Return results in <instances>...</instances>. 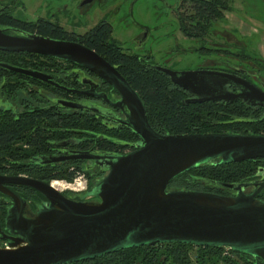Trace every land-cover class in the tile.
<instances>
[{
    "label": "flooded vegetation",
    "instance_id": "flooded-vegetation-1",
    "mask_svg": "<svg viewBox=\"0 0 264 264\" xmlns=\"http://www.w3.org/2000/svg\"><path fill=\"white\" fill-rule=\"evenodd\" d=\"M201 1L211 3L218 12L215 18H181L188 10H195L193 5ZM242 3L248 5L247 1ZM139 4V0H79L74 7L60 4L50 14L52 17H39L36 20L15 17L14 6L5 4L0 7V30L12 37L39 35L77 42L96 52L114 66L137 92L144 103L150 126L161 134H264V129L258 128L264 127V54L260 51L261 41L252 46L251 39L244 42L238 37L240 31L237 28L224 26L222 13H219L222 12L223 4L218 0H176L170 10L176 22L175 31L180 36H175L178 42L170 45V40L164 42L160 36L157 37L154 26L149 27L140 21L145 9ZM93 8L105 10L111 19H102L89 29L80 31L74 17H87ZM137 8H141V12L136 11ZM188 15L191 13L188 12ZM6 18L18 19L23 24L17 25L6 21ZM41 21L56 26V29L60 28V34L31 29L32 24ZM100 23H107L111 28L106 45L113 52L107 48L106 54H103L97 51L98 47L91 46L89 33ZM195 25H198L200 35L187 34V27ZM250 35L251 31L245 36ZM229 53L231 61L220 57ZM120 55L122 61L118 60ZM180 55L182 57H178ZM125 58L134 60L140 70L158 75L163 80L164 90L175 99L174 105H177L172 113L185 118L183 123L187 125L182 132L176 133L152 125L150 118L153 116H150L142 94L123 73V66L129 67L126 61L123 62ZM183 59L191 60V66H181ZM0 62L33 70L44 76V80H40L0 67V175L36 178L60 191L54 186L57 178L48 177L78 169L87 178V191L108 172L109 168L103 164L102 157L127 154L137 149L140 137L127 125L133 119L131 108L123 102L115 88L87 67L46 54L1 49ZM162 68L177 74L185 71L211 72L204 73L211 83H208L205 92L198 93L196 90L201 88L200 85L174 83ZM226 75L234 76L236 81L229 82ZM224 96L228 98H210ZM156 122L162 124L165 121ZM72 155L81 158H65ZM241 162L254 166L247 167L248 170L238 180L225 183H244L240 192L252 193L259 189L255 197L263 196L264 157ZM3 186L29 202V211L26 207L23 211L25 216H32L30 212L36 211L39 205L47 201L31 187L9 183ZM219 190L210 192L236 195L239 191L226 188ZM61 192L74 200L95 197L89 195L82 198V193L69 190ZM11 203L5 190H0L1 246L7 241L3 238L7 233L4 218ZM240 257L247 259L250 264H264L262 259L252 255Z\"/></svg>",
    "mask_w": 264,
    "mask_h": 264
},
{
    "label": "water",
    "instance_id": "water-1",
    "mask_svg": "<svg viewBox=\"0 0 264 264\" xmlns=\"http://www.w3.org/2000/svg\"><path fill=\"white\" fill-rule=\"evenodd\" d=\"M0 49L46 54L87 67L121 94L133 114L127 125L140 137L135 151L102 157L108 172L82 193V198L94 195L97 202L68 198L36 178L0 175V190L12 200L4 218L7 241L0 246V264H68L132 247L174 242L229 248L264 261V201L255 197L259 189L242 193L244 183L215 180L210 182L239 191L223 195L168 189L172 179L192 167L264 157V134L164 135L150 126L144 103L129 82L88 47L39 35L12 37L0 30ZM0 67L44 80L43 74L33 70L1 62ZM162 70L174 83L200 85L195 89L198 93L211 83L204 75L211 72ZM225 78L235 80L230 75ZM4 183L31 187L47 201L32 216H25V201Z\"/></svg>",
    "mask_w": 264,
    "mask_h": 264
},
{
    "label": "trees",
    "instance_id": "trees-1",
    "mask_svg": "<svg viewBox=\"0 0 264 264\" xmlns=\"http://www.w3.org/2000/svg\"><path fill=\"white\" fill-rule=\"evenodd\" d=\"M218 1L223 5H225L227 2V0ZM193 6L195 10H188L191 15H188V12L186 11L187 14H184L181 17L183 20H210L215 18L218 14V12L216 13L215 9H213V7L211 6V3L207 1L196 2V4ZM6 21H12L17 25L23 24L20 20L14 18H6ZM31 29L37 30L41 33L60 34V28L56 29V26L44 21H41L37 24H32ZM188 29H190L191 31ZM186 30L187 34L200 35L198 33V25H195V27L188 26ZM110 32L111 28L107 23L98 24L89 33V38L92 39L91 46L98 47L97 51L103 54H106L107 48L112 51V48L106 45V41L109 38ZM120 57L121 58L118 60L122 61L123 58L121 55ZM125 61L126 64L129 65V67L123 66V73L127 76L131 85L142 94L143 99L147 104L149 114L150 116H153L150 118L152 125L159 129H171L176 133L182 132L187 125L183 123L185 118L182 115L172 113L174 109L176 110L177 105H174L175 99L169 97V93L164 90L163 80L158 75L149 74L140 70V67L134 60H123V62ZM157 120H162L165 122L162 124H158V122H156ZM240 164L241 163L222 164L219 162L204 163L180 173L178 176L171 180L168 187L173 186L175 187V189L218 191L222 187L215 185L210 181L215 180L228 182L238 180V178H240L239 176L247 171V167H242V165ZM79 173L80 170L78 169L77 171L71 172L65 171L59 174H53L49 176L48 179L57 178L72 180ZM223 248L224 247L196 246L178 242L163 243L152 246L132 247L105 254L91 260L78 261L68 264H133L138 259H140L142 264H160V262L187 264L190 259L189 252L192 251V249H195L193 256H195L198 263H206L213 257L222 258L223 261L229 262V258H226V256L222 257L221 255ZM230 252L238 256L244 255L238 251H234L231 249Z\"/></svg>",
    "mask_w": 264,
    "mask_h": 264
},
{
    "label": "rangeland",
    "instance_id": "rangeland-1",
    "mask_svg": "<svg viewBox=\"0 0 264 264\" xmlns=\"http://www.w3.org/2000/svg\"><path fill=\"white\" fill-rule=\"evenodd\" d=\"M78 1L79 0H14L12 2L11 0H0V7L5 6V4L10 5L12 7L14 6L13 15L15 17L25 20H36L39 17H45V18L52 17L50 14L53 13L56 10V7L60 4H66L68 7L69 6L74 7L78 3ZM139 1H140L139 7L143 6V8L145 9L142 12L140 21L149 27L154 26L153 29L157 30L156 33L157 37L160 36L161 40H163L164 42L166 41L168 42L170 40L171 41L170 45H174L175 44L174 42H178V40L174 39V37L180 36V33L175 31L176 22L170 10V6L174 4L176 0H157V1L139 0ZM244 1L245 2L247 1L248 5L242 3ZM221 8H222L221 10L222 12L219 11V13H222L221 20L223 25L227 27L229 26L235 27V29L237 28L240 31V35H238V37L244 42H247L246 40L248 38H249L248 40L251 39L250 41L253 42L252 46H255V44L260 40L262 43L259 45L261 46L260 51L262 52V54H264V0H242V1L227 0L226 4L221 6ZM135 10L136 11L140 10L141 12V8H137ZM74 18L78 21L76 27L79 26L80 31L89 29L90 27H92L94 24H96L98 21L102 19H106V20L111 19L110 15L105 13V10L99 8H93L90 15L87 17L75 16ZM250 31H251V35L249 37H246L245 35H247ZM163 50L164 48L162 49V52ZM228 55H223L220 57L231 61L230 53ZM178 57H182V55ZM210 57L214 58L213 55ZM181 63H182L181 66H186V67L191 66L190 65L191 60L183 59L181 60ZM258 128L264 129V127L261 126H259ZM240 165H242V167H248V169L254 166L252 164H248L247 162H241ZM74 178H77L78 180L82 181L83 184H85L87 187V178L82 172L77 174ZM57 180L60 181L62 179H57ZM170 187H168V189H175V187L173 186L171 188ZM62 191H66V190H62ZM213 193H218V192H213ZM218 194H223V193H218ZM256 198L258 200L264 201V195ZM85 201L97 202L98 198L89 197L86 198ZM25 207L27 208V211H29L30 205L28 201H25ZM30 213H32L33 215L35 211H31ZM225 249L227 248H223L221 255L222 257L226 256V258H229L230 259L229 262L223 261L222 258L213 257L210 259V261L202 264H250L247 259H243L238 255H234L232 252H230V249L229 252L226 253ZM194 252L195 249H192V251L189 252L190 259L187 264H201L198 263V261H196L195 256H193ZM133 264H142V262L140 261V259H138ZM160 264H175V263L160 262Z\"/></svg>",
    "mask_w": 264,
    "mask_h": 264
},
{
    "label": "built area",
    "instance_id": "built-area-1",
    "mask_svg": "<svg viewBox=\"0 0 264 264\" xmlns=\"http://www.w3.org/2000/svg\"><path fill=\"white\" fill-rule=\"evenodd\" d=\"M54 183L58 184V185H54L56 188L60 189V191L62 190H70L73 192H83L86 189V185L83 184L82 181L78 180L77 178H74L72 180H54ZM226 253L229 252V248L225 249Z\"/></svg>",
    "mask_w": 264,
    "mask_h": 264
},
{
    "label": "bare ground",
    "instance_id": "bare-ground-1",
    "mask_svg": "<svg viewBox=\"0 0 264 264\" xmlns=\"http://www.w3.org/2000/svg\"><path fill=\"white\" fill-rule=\"evenodd\" d=\"M56 183H54V185H55Z\"/></svg>",
    "mask_w": 264,
    "mask_h": 264
}]
</instances>
